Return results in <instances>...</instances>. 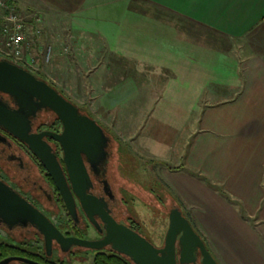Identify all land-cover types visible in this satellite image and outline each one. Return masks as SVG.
Segmentation results:
<instances>
[{"label":"crops","instance_id":"0c3cea01","mask_svg":"<svg viewBox=\"0 0 264 264\" xmlns=\"http://www.w3.org/2000/svg\"><path fill=\"white\" fill-rule=\"evenodd\" d=\"M13 1L45 19L48 33L34 22L30 39L53 43L49 30L67 20L79 35L60 44L72 45L86 76L107 58L125 69L90 106L115 134L118 157L160 169L165 202L182 209L220 264H264V0ZM99 21L111 34L105 58L80 37ZM30 50L39 55L40 42ZM104 74L87 79L93 92Z\"/></svg>","mask_w":264,"mask_h":264},{"label":"water","instance_id":"95a60500","mask_svg":"<svg viewBox=\"0 0 264 264\" xmlns=\"http://www.w3.org/2000/svg\"><path fill=\"white\" fill-rule=\"evenodd\" d=\"M42 108H49L58 115L63 125L62 132L32 131V118ZM0 127L25 142L39 158L71 215L76 213V195L89 215L90 211L98 213L106 222V233L100 239L65 236L42 210L0 177V221L11 227L17 223L35 226L44 236L49 255L53 253L56 241L64 251L72 245L93 250L111 245L114 250L131 257L136 264H178V244L182 263L197 262L196 253L200 252V264H220L179 206H173L169 211L163 247L155 246L137 231L104 213L99 199L87 192L93 182L85 162H89L97 173L100 165L107 163L109 137L104 127L96 118L82 113L79 105L46 79L37 76L35 71L6 57L0 58ZM45 136L60 143L66 169ZM90 217L94 221L92 215Z\"/></svg>","mask_w":264,"mask_h":264},{"label":"flooded vegetation","instance_id":"af4514ba","mask_svg":"<svg viewBox=\"0 0 264 264\" xmlns=\"http://www.w3.org/2000/svg\"><path fill=\"white\" fill-rule=\"evenodd\" d=\"M67 97V96H66ZM80 111L82 113H88L86 110L82 109L80 106ZM89 114V113H88ZM54 117L53 120H48V116ZM91 115V114H89ZM92 116V115H91ZM94 117V116H92ZM102 125V124H101ZM43 130H49L54 132H62L63 125L58 115L49 108L39 109L36 117L32 118V131L40 132ZM0 177L7 181L14 180L18 185L19 189L17 190L12 184H10L14 189L20 192L25 198H27L31 203H33L36 207L42 210L47 215V210L51 209V211H56L57 207L60 208L61 211L64 212V218L60 213L58 214V224L57 227L61 230V232L65 236H75L86 239H100L105 233V225L106 222L103 221L101 215L90 211V215H92L94 221L91 219L90 215L84 210L82 207L79 198L75 195L76 201V213L75 215H71L68 209L65 206L63 198L59 189L57 188L55 182L48 174L45 166L39 160V158L32 153L29 149L28 145L16 138L15 136L8 133L5 129L0 127ZM108 144L107 150L109 151L108 161L106 164H101L99 168V172L95 171V168L91 166V164L87 161L86 166L90 173L93 185L87 191L89 194L96 196L99 199V206L104 213H109L116 221L127 225L133 230L137 231L144 237H146L149 241H151L157 247H163L165 245V237L168 230L169 222L162 237V241L159 243H154L145 233L142 228V225L139 221L134 219L129 211L126 210L125 213H121L126 206H128L127 201L124 196H120L114 186V183L109 179V172L111 171V158L114 153L117 154V151L114 152V138L107 134ZM44 139L54 148L59 161L61 162L64 169H66L64 161H63V150L58 141L53 139L50 136H45ZM117 147V143H116ZM85 158V156H84ZM86 160V158H85ZM16 169L19 171H27L31 172H42L43 177L42 181L39 182L37 187L34 190H28L25 187V182H17L14 179V176L11 174L10 170ZM31 174V175H32ZM52 179V180H51ZM53 181V182H52ZM157 190V189H154ZM30 193H29V192ZM123 195V194H122ZM159 202L165 203L163 196L158 195ZM63 203V205H62ZM172 206H178L176 204H171ZM169 209V211H170ZM93 210V208H91ZM50 213V212H49ZM48 216V215H47ZM49 217V216H48ZM50 218V217H49ZM62 218V219H61ZM51 219V218H50ZM96 221V222H95ZM91 229L95 232V235H90ZM36 231V236L39 234L44 238V236L39 232V230L30 223H17L12 227L7 223L0 221V233L3 234V238L0 240V262L4 261L3 264H54L59 263L56 262L53 258L55 257V250L58 248V255L63 253L64 255L74 257H81L80 251L82 250H92L94 253L98 252H106L112 255L117 256L122 264H136L131 257L120 253L114 250L111 245H107L99 250L88 249L85 247L72 245L68 250L64 251L61 249V246L56 241L54 242L53 253L48 254L45 248V240H44V249L42 252L39 251L38 244L36 243L38 239L32 238H23V231ZM37 247H36V245ZM179 245L177 244V260L178 264H200L201 263V255L200 252H197V262H180L179 255ZM29 253V254H24ZM42 254L46 261H39V254ZM94 254V255H95ZM6 260V261H5Z\"/></svg>","mask_w":264,"mask_h":264},{"label":"rangeland","instance_id":"374dc122","mask_svg":"<svg viewBox=\"0 0 264 264\" xmlns=\"http://www.w3.org/2000/svg\"><path fill=\"white\" fill-rule=\"evenodd\" d=\"M142 3V0H140ZM40 16V15H39ZM45 20V19H44ZM43 20L38 24L40 26V33L47 32L45 27V21ZM67 20L59 19L58 22H56L51 30H49L50 35L53 38V43L47 42L42 34L41 38L38 39V42H40V54H36V62L33 64H28L30 66L29 68H33L37 70L40 63L42 65V70L45 72L44 75L52 81L58 89L64 93L72 102L82 107V109L86 110L89 114H91L94 117H97L99 119L98 121L104 126L114 138V152L117 151L116 143H118V140L113 133L112 129L106 124H103L105 119H101V117H98V113H96L90 106L92 103V96H97L96 100H98L104 89L106 87H110L111 84L119 83V77L126 73L125 69L121 66L115 67V70L112 69V65H115V63L109 58H107L104 63L103 68L100 69L99 72L92 73L90 76L86 73L85 67H83L82 62L79 60L80 56L77 55L76 51L72 47V45L68 41V45L64 44L61 45V39H67L68 36L71 33H75L71 30V26H67L68 23H66ZM62 24V26H61ZM104 23L101 21L98 22V24L94 27L85 28L86 30L84 33L81 34V40L84 43H87L92 45L91 50L92 52L96 53V55H100L103 53L104 58L106 57V54L108 55L107 51L111 47L108 42H110V32L106 31V29L103 27ZM63 27V28H62ZM62 29L65 31L66 35L63 36ZM110 29V28H109ZM113 31V30H111ZM106 32L107 38H104L103 34ZM112 33V32H111ZM45 34V33H44ZM33 33H31V36ZM74 35H79L74 34ZM39 36V37H40ZM109 39V40H108ZM41 40V41H40ZM66 41V40H65ZM37 42V43H38ZM58 42V43H57ZM49 46L52 47V53H51V59L49 62H46L45 59V52ZM60 47L63 53L59 54L54 61V55H55V49H59ZM70 47V48H69ZM31 51V50H30ZM86 55L88 54V51L85 52ZM67 55V56H66ZM63 58L62 60L60 58ZM108 57V56H107ZM74 59L76 68L69 69V66L67 63V59ZM101 64V62H99ZM103 63V64H104ZM124 63V62H123ZM55 64V66H58L60 68V72L56 68L54 72L55 67L51 68V65ZM112 64V65H110ZM68 66V68H66ZM117 66V63H116ZM109 67V68H108ZM65 69L67 71H65ZM105 76L100 81V88L96 89V92H93L92 86L89 82H93L95 77L92 76H99V74L106 73ZM106 75L108 77H106ZM89 77V78H87ZM89 82H88V80ZM137 81L139 83V86H142V78H137ZM142 88V87H141ZM92 89V90H91ZM91 90V91H90ZM81 95L87 96L86 100L88 103H84L83 98ZM100 96V97H98ZM85 98V97H84ZM90 104V105H89ZM94 104V103H93ZM92 104V106H93ZM96 105V102H95ZM94 107V106H93ZM115 112V111H113ZM110 115V114H109ZM48 116V115H47ZM48 116L47 118H49ZM53 116L50 117L48 120H53ZM103 122V123H102ZM118 145V144H117ZM122 152V150H121ZM125 153V151H124ZM122 154L118 157L117 154L114 153L113 157L111 158V171L109 172V179L114 183V186L116 187V190L121 193L120 196H124L125 200L127 201L128 206H126L123 210H121L122 214L127 211H129V214L140 222L142 225V228L144 230V233L154 242L159 243L162 241V237L164 235V232L166 230V227L169 222V209L172 206L171 204L167 205V203L159 202L157 203L153 196L150 195L151 199H146L147 194L149 193V190H151V187H154L155 194L158 196L160 195V190L158 188V185L160 184L159 181V172L160 169L157 167L156 169H153L152 166L147 165L143 160L136 159L135 161H132L128 159L126 153ZM11 174L14 176V179L17 182H25V187L28 190H34L39 182L42 181L43 174L42 172H33V174L25 171H19L16 169L10 170ZM32 174V175H31ZM7 181H9L10 184H12L16 189H19V185L14 180H9V178H6ZM29 192V191H28ZM153 192V191H152ZM30 193V192H29ZM123 194V195H122ZM150 194V193H149ZM165 200V197H163ZM63 205V203H62ZM47 215L51 218V220L54 223L59 222L58 220V214L62 215V218H64V212L60 210L59 207H57V210L51 211V209L47 210ZM50 212V213H49ZM127 213V212H126ZM125 213V214H126ZM61 218V219H62ZM36 232V231H35ZM34 231H23V238H32V239H38L36 242L38 244V247L40 252L43 251L44 247V238L39 234V236H36V233ZM90 235L94 236L95 232L91 229ZM3 238V234L0 233V240ZM210 248V247H209ZM58 248L55 250V257L53 258L56 262L62 263V264H95L94 263V251L92 250H82L80 251L81 257H72L68 255H64L63 253H60L58 255ZM212 252V251H211Z\"/></svg>","mask_w":264,"mask_h":264},{"label":"built area","instance_id":"2783aa9c","mask_svg":"<svg viewBox=\"0 0 264 264\" xmlns=\"http://www.w3.org/2000/svg\"><path fill=\"white\" fill-rule=\"evenodd\" d=\"M21 10L13 0H0V56L26 66L36 62L35 57H27L33 42L29 37L28 21L33 19L37 24L42 21L41 16ZM40 33V29H37ZM52 47L45 52L46 62L51 59ZM31 69V68H30ZM33 71H36L32 68Z\"/></svg>","mask_w":264,"mask_h":264},{"label":"trees","instance_id":"16d2710c","mask_svg":"<svg viewBox=\"0 0 264 264\" xmlns=\"http://www.w3.org/2000/svg\"><path fill=\"white\" fill-rule=\"evenodd\" d=\"M35 21L33 20V19H29V21H28V28H30V24H33ZM34 28H37V25H35V26H32L29 30H32V29H34ZM28 30V31H29ZM36 31V30H35ZM31 33H33V34H35L34 33V31H29V34H31ZM32 40V42L34 41V42H38L37 41V39H31ZM1 58V57H0ZM35 74H37V76H39V77H41V78H44V79H46L48 82H50L53 86H55L57 89H58V87L52 82V81H50L45 75H44V72L43 71H41V70H36L35 71ZM59 91L60 92H62L60 89H59ZM64 94V93H63ZM66 96V95H65ZM7 99H10L8 96H5ZM68 98V97H67ZM104 127V126H103ZM104 129H105V131L107 132V134H109V135H111L112 136V134L104 127ZM117 152H118V150H117ZM52 180V179H51ZM53 182V181H52ZM153 191V192H152ZM150 193V194H149ZM149 193L147 194V196H146V199H148V200H150L151 199V197H150V195L151 196H153L154 197V199L153 200H155L157 203H159L158 202V196L155 194V192H154V190H149ZM24 254H29V253H24ZM39 261H42V262H45L46 263V261L47 260H45L44 259V257L42 256V254L40 253L39 254ZM94 263L95 264H122V262H121V260L117 257V256H115V255H112V254H109V253H106V252H98V253H96L95 255H94ZM54 264H62V263H54Z\"/></svg>","mask_w":264,"mask_h":264}]
</instances>
